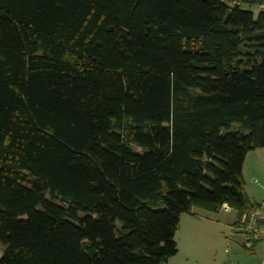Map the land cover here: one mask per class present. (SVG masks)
Masks as SVG:
<instances>
[{"label":"trees","instance_id":"obj_1","mask_svg":"<svg viewBox=\"0 0 264 264\" xmlns=\"http://www.w3.org/2000/svg\"><path fill=\"white\" fill-rule=\"evenodd\" d=\"M241 5L264 0H0V264H167L192 208L258 210L264 10Z\"/></svg>","mask_w":264,"mask_h":264},{"label":"rangeland","instance_id":"obj_2","mask_svg":"<svg viewBox=\"0 0 264 264\" xmlns=\"http://www.w3.org/2000/svg\"><path fill=\"white\" fill-rule=\"evenodd\" d=\"M241 6L253 10L254 17L257 10H264V5ZM241 177L247 198L258 204V210L264 214V147L248 151ZM191 212L194 214L179 219L174 234L177 252L167 259V264H263L264 223L254 234L246 236L236 226L238 217L233 208H220L216 213L192 208Z\"/></svg>","mask_w":264,"mask_h":264},{"label":"built area","instance_id":"obj_3","mask_svg":"<svg viewBox=\"0 0 264 264\" xmlns=\"http://www.w3.org/2000/svg\"><path fill=\"white\" fill-rule=\"evenodd\" d=\"M223 210H227L229 207L226 204H223L221 206ZM264 223V214L260 212L259 210H251L245 213H242L239 217V225L240 228L247 234H254L256 231L257 224H263ZM248 246H250V241L246 243Z\"/></svg>","mask_w":264,"mask_h":264},{"label":"crops","instance_id":"obj_4","mask_svg":"<svg viewBox=\"0 0 264 264\" xmlns=\"http://www.w3.org/2000/svg\"><path fill=\"white\" fill-rule=\"evenodd\" d=\"M192 214H194V213L191 212V214H188V213H187V214H182L181 217H180V220L182 219L183 215H192ZM180 220H179V221H180ZM185 221H188V218H187V220H185ZM178 224H179V222H178Z\"/></svg>","mask_w":264,"mask_h":264},{"label":"water","instance_id":"obj_5","mask_svg":"<svg viewBox=\"0 0 264 264\" xmlns=\"http://www.w3.org/2000/svg\"><path fill=\"white\" fill-rule=\"evenodd\" d=\"M263 264H264V261H263Z\"/></svg>","mask_w":264,"mask_h":264}]
</instances>
